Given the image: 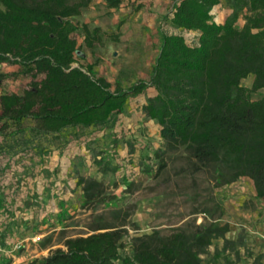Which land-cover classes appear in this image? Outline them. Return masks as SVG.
I'll use <instances>...</instances> for the list:
<instances>
[{
	"label": "trees",
	"instance_id": "16d2710c",
	"mask_svg": "<svg viewBox=\"0 0 264 264\" xmlns=\"http://www.w3.org/2000/svg\"><path fill=\"white\" fill-rule=\"evenodd\" d=\"M92 1L0 0V64L15 66L0 73V81L27 79L20 92L0 91L2 138L18 141L16 135L22 134L25 154L28 143L40 136L58 137L67 128L114 120L129 99L152 87L155 94L142 112L159 125V169L178 152V178L203 174L218 187L248 177L255 197L264 201V95H250L264 88V0H229L231 11L221 23L212 14L221 0H178L170 15L178 31L161 35L147 79L128 86L97 76L92 64L73 66L78 25L71 17ZM100 1L115 9L124 0ZM240 17L244 23L237 27ZM80 31L86 47L102 43L100 27L81 23ZM250 74L252 85L245 87L241 80ZM24 119L29 127L20 123ZM77 184L84 204L102 193V183L94 177L81 176ZM210 208L201 209L207 216L201 223L185 221L166 235L153 231L135 237L127 254L120 252L122 223L100 216L90 233L67 236L63 247L25 264H210L201 254L212 239L230 242L225 238L228 224H215L220 205L213 201ZM222 264L235 263L226 257Z\"/></svg>",
	"mask_w": 264,
	"mask_h": 264
},
{
	"label": "rangeland",
	"instance_id": "374dc122",
	"mask_svg": "<svg viewBox=\"0 0 264 264\" xmlns=\"http://www.w3.org/2000/svg\"><path fill=\"white\" fill-rule=\"evenodd\" d=\"M134 3L135 1L133 5ZM129 4L130 2L121 3L122 6ZM121 5L118 8H121ZM138 7L126 12L128 16L137 17ZM118 8L111 9L102 1L93 0L80 15L71 17V20L78 25V31L74 34L78 52L73 66L85 67L87 64H92L97 76H103L112 83L118 79L123 86H128L139 79H147L149 67L158 52L159 40L163 33L151 31L150 27L140 25L138 35L132 40L120 38L119 19L123 15ZM156 20L158 21L157 18ZM81 23H86L90 28L99 25L103 34L102 43L93 48L86 47L80 31ZM243 23L244 19L240 17L236 26L241 27ZM159 25L155 24L153 27ZM163 26L166 32L178 31L169 29L165 22ZM14 69L13 65L0 64V73ZM252 81L253 75L250 74L241 80V84L251 87ZM26 85V78H6L0 81V91L5 89L20 92ZM250 95L252 99H259L264 95V88L254 90ZM20 123L24 127L30 125L27 119ZM120 123L117 117L103 125L67 128L62 132L61 135L73 138L90 137L88 156L84 158L82 155H77L71 171L77 179L84 176L101 181L102 193L89 204L83 203L84 197L81 193L80 196L73 198L69 210L58 215H45L42 221L47 225L46 229L54 227L56 229L36 241L30 240L29 246H16L14 253L17 256L23 254V257L4 256L0 259V263L16 261L15 264H25L35 258L42 259L51 250L63 247L62 242L65 237L90 233L100 216L102 218L99 219L103 221L122 223L120 227L124 229L122 237L124 247L120 252L127 254L137 236L153 231L166 235L185 221L201 223L203 217H207L201 209L208 207L212 210L210 207L213 206V201H216L220 205L221 214L220 218L215 220V224H223L229 217L235 218L237 212L245 211L250 217L245 219L244 224L234 228L233 238L228 239L230 242L225 243L220 237L212 239L207 252L201 254L203 261L222 264L227 257L235 264H264V218L261 215L264 211V201L252 194L255 190L250 178L241 177L218 187H213V183L203 174L180 179L174 173L179 163L178 152L171 156L163 169H159L155 152L161 147V142H157L161 140L153 134H149L152 140H148L150 145L147 151L139 145L137 147L128 145L127 150L118 151L116 148L121 147L123 142L129 141V135H132L126 129V131L116 130L121 126ZM150 125L152 127V124ZM140 136L148 137V133ZM21 137L22 134L16 135L19 142ZM136 137L131 138L137 139ZM53 139H55L53 136H40L39 144L46 147L48 144L45 143ZM12 141L14 139L10 136L0 137V147ZM156 142L158 144L154 147ZM112 167L115 171H112ZM22 173L26 172L23 170ZM80 187L82 190V185ZM113 211L118 212L113 214ZM3 220L5 218L0 215V221ZM24 221L23 219L19 222ZM38 224L39 222L32 226L35 228ZM216 253L219 256L214 258Z\"/></svg>",
	"mask_w": 264,
	"mask_h": 264
},
{
	"label": "crops",
	"instance_id": "0c3cea01",
	"mask_svg": "<svg viewBox=\"0 0 264 264\" xmlns=\"http://www.w3.org/2000/svg\"><path fill=\"white\" fill-rule=\"evenodd\" d=\"M177 1L124 0L122 4L124 2H130V4L121 5V8H118V11L123 15L119 19L121 32L119 37L132 40L138 35L140 25L148 26L151 31L157 33L169 34L170 32L163 30V22L174 31L175 28L170 23V15L172 7ZM169 2L170 4H168ZM133 7H138L137 17L128 16L126 13ZM220 10L222 11L220 12ZM230 11L229 0H224L212 9L213 19L221 23ZM138 20L140 22H135ZM155 24L160 25L153 27ZM96 26L99 27V25ZM149 68L151 69V65ZM154 94L155 90L148 87L141 95L129 99L124 111L117 116L121 126L116 130H128V133H132L129 135V141L123 142L121 147L116 148L118 151L127 150L128 145L131 147L139 145L147 151V147L150 145L148 140H152L149 134H153L161 140L159 125L155 121L147 119L142 112V105L146 104ZM145 133H148V137L141 138L140 135ZM116 136L118 137V134ZM0 137L2 136L0 135ZM54 138L45 143L48 144L46 147L40 146L39 138H36L34 142L28 143L29 147L26 149L28 151L25 154L23 152L24 145L16 140L0 147V215L5 218L3 222L0 221V259L4 256L23 257V254L17 256L14 253L16 246H29L30 240L36 241L48 232L55 230L56 227L46 229L47 225L42 221L45 215H58L69 210L73 198L82 193L71 169L77 155H82L84 158L88 156L90 137L76 136L73 138L59 134ZM157 142L154 143V147L158 144ZM40 149L45 151L42 156L39 154ZM23 170L26 173H22ZM252 194L255 195V192L252 191ZM246 214L245 211H242L237 212L235 218H226L225 222L229 226V230L225 234L226 239H232L234 228L244 224L245 219L250 217ZM23 219L24 222H19ZM37 222L39 224L34 228L32 225H36Z\"/></svg>",
	"mask_w": 264,
	"mask_h": 264
},
{
	"label": "built area",
	"instance_id": "2783aa9c",
	"mask_svg": "<svg viewBox=\"0 0 264 264\" xmlns=\"http://www.w3.org/2000/svg\"><path fill=\"white\" fill-rule=\"evenodd\" d=\"M0 264H5V263H0ZM6 264H14V262L13 263L12 262L11 263H6Z\"/></svg>",
	"mask_w": 264,
	"mask_h": 264
}]
</instances>
